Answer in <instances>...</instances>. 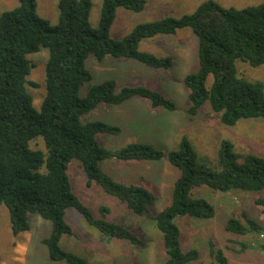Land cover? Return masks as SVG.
I'll list each match as a JSON object with an SVG mask.
<instances>
[{
	"label": "trees",
	"instance_id": "obj_1",
	"mask_svg": "<svg viewBox=\"0 0 264 264\" xmlns=\"http://www.w3.org/2000/svg\"><path fill=\"white\" fill-rule=\"evenodd\" d=\"M148 0H102L97 28L89 15L91 0H59L58 23L36 14L35 0H18V5L0 14V207L6 208L11 232L16 235L29 228V217L38 215L51 225L42 240L48 259L64 264H88L60 246L72 229L65 221L73 209L102 239L129 246L145 243L131 230L108 218L109 209L101 206L96 217L73 193L68 166L73 163L86 178L137 217H143L155 202L146 188L122 184L103 170L113 162L159 161L165 158L178 176L168 206L151 220L160 236L162 264H193L195 249L183 250L176 220L189 217L210 220L215 210L193 190L208 188L220 193L240 191L264 194V156L239 154L229 141H222L214 168L199 161L186 137L167 154L144 143H131L109 150L98 142L99 135H115L119 128L100 121H85L84 116L100 104L117 106L131 98L145 99L152 107L173 111L175 106L160 93L144 86L117 87L112 79L91 84L86 60L97 63L106 58L126 59L144 67L167 70L169 57H157L139 50L141 41L158 35H174L189 29L196 38L197 70L186 75L188 117H194L204 104L219 122L233 127L240 121H264V85L237 75L236 62L253 68L264 66V4L242 9L224 8L214 1L201 3L193 13L180 18L166 17L142 23L121 39H113L110 29L116 10L141 12ZM47 49L46 93L40 111L34 109L27 87L28 56ZM86 89L84 96L80 92ZM39 139L42 149H31ZM264 212V197L254 200ZM243 221L227 219L224 231L246 236L264 233L253 216L243 213ZM237 253L248 246L240 244ZM264 252V244L258 246ZM212 264H230L224 251L210 250Z\"/></svg>",
	"mask_w": 264,
	"mask_h": 264
},
{
	"label": "rangeland",
	"instance_id": "obj_2",
	"mask_svg": "<svg viewBox=\"0 0 264 264\" xmlns=\"http://www.w3.org/2000/svg\"><path fill=\"white\" fill-rule=\"evenodd\" d=\"M59 0H35L36 14L51 25L58 23ZM102 0H91L89 21L97 28ZM209 0H148L141 12H130L123 8L116 10L110 29L113 39H121L139 24L171 17L189 15L203 2ZM224 8L242 9L264 4V0H211ZM18 5V0H0V14ZM142 52L157 57H169L172 66L167 69H152L126 60L106 58L97 63L92 57L86 60V68L92 75V83L112 79L117 87L144 86L160 93L174 104L169 111L162 107H152L145 99L131 98L117 106L100 104L84 116L85 121H100L119 128L115 135H99L98 142L109 150L131 143H144L164 154L174 150L182 137H186L196 151L199 161L214 168L222 141L233 144L239 154L264 156V121L260 119L240 121L233 127L219 122L207 104L194 117H188V91L183 84L186 75L197 70L198 59L196 38L189 29L178 30L174 35H158L140 42ZM47 49L28 56L30 73L27 80L37 84L28 86L35 110L40 111L46 93L45 65ZM237 75L264 85V66L253 68L247 63L236 62ZM86 89L80 92L85 95ZM31 149H42L39 139L30 143ZM103 170L122 184H136L146 188L155 197V202L143 217L129 213L115 199L104 194L97 186H87L81 170L71 163L68 175L73 193L98 217L101 206L109 209L108 218L120 223L135 233L145 244L129 246L116 240H105L97 231L89 227L73 209L65 212V221L72 229L71 236L60 241L63 250L83 257L88 264H162L160 236L154 229L152 218L168 206L173 183L178 176L165 158L159 161L113 162L103 165ZM195 197H203L213 205L215 215L210 220H196L182 217L176 220L180 230L183 250L195 249L198 259L193 264H212L210 250L221 249L230 264H264V252L258 246L264 244V233L235 236L224 231L229 218L243 221V213L253 216L264 227V212L254 205V200L264 194H246L240 191L220 193L208 188L193 190ZM29 228L14 235L10 229L8 213L0 207V264H64L48 259L42 244L50 233L51 225L38 215L29 217ZM240 244L249 248L237 253Z\"/></svg>",
	"mask_w": 264,
	"mask_h": 264
}]
</instances>
